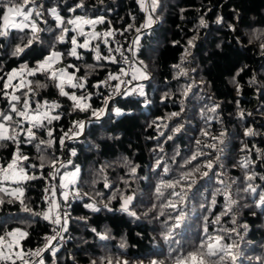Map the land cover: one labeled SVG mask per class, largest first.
Segmentation results:
<instances>
[{
  "label": "trees",
  "instance_id": "trees-1",
  "mask_svg": "<svg viewBox=\"0 0 264 264\" xmlns=\"http://www.w3.org/2000/svg\"><path fill=\"white\" fill-rule=\"evenodd\" d=\"M79 2L37 0V6L43 5L42 11L56 7L65 20L77 15L104 18V23L96 24L101 35L90 42V49H77L82 59L65 55L55 66L64 68L75 64L81 69L77 77L88 72L85 87L91 99L87 103L91 109L104 108L105 112L96 118L91 109L73 111L72 102L60 96L51 81L41 75L24 77L48 84L34 99L59 103L60 108L52 114H59L61 118L49 126L53 130L50 148L42 146V152L38 153L34 145L20 144V152L29 157L21 162L22 166L36 179L12 183L0 176V188L5 189L0 191V198L13 201L0 206V235L19 229L27 233L26 237H18L20 248L28 252L40 246L49 223L36 213L47 212L42 193L46 182H53L48 161L58 158L64 165L61 173L77 167L79 173L73 187L75 200L67 218L69 239L56 246L54 255L45 253L43 264H92L93 261L100 264L102 257H110L113 264L117 260L121 264L125 261L150 264L152 260L174 264L176 256L192 251L208 235L223 236L222 243L235 241L241 252L237 264H264V207L255 206L258 195L244 191L252 183L258 186V193H264V180L260 179L264 176V50L261 49L264 0H159L152 14L155 22L149 28L140 27L145 23L146 12L141 11L137 0H83L84 7L70 12ZM218 17L221 23L216 22ZM44 18L48 23L40 24L45 29L39 33L40 41L34 42L19 57L12 52L21 43V37L26 39L30 35L29 30H11L7 37H0V77L6 79L7 73L23 64L34 67L48 55L50 45L55 42L54 33L58 34L59 30L47 11ZM201 18L206 27L200 26ZM87 29L85 26V32ZM109 30L121 33L126 45L138 40L134 60L146 68L150 77L138 85L131 82L126 95L115 97L105 105L101 87L94 85L105 73L117 71L118 66L105 59L97 61L95 46L99 44L100 55L105 57L107 44L102 35ZM73 34L70 32L69 37ZM78 39L83 42L84 37ZM189 40L193 45L188 44ZM70 47V43L56 44V50L65 53ZM87 65L93 68L88 69ZM68 71L71 73L74 69ZM233 77L240 85L239 94ZM140 86L143 96L139 95ZM2 88L3 80H0ZM25 90L16 94L22 95ZM66 90L81 94L79 89L66 87ZM216 105H219L216 112L209 111ZM7 107L0 95V109L7 110ZM116 108L121 110L120 115H116ZM241 110L243 118L239 116ZM172 113L179 115L172 116ZM90 119L85 135L66 143L62 155L59 139L74 122ZM176 128L180 131L176 132ZM248 128L255 135L245 136ZM205 131L207 136L202 134ZM221 132L223 143L212 139L220 137ZM38 135L47 139L45 130ZM209 144L217 147H207ZM15 151L16 145L11 141L0 143V165L10 163ZM73 151L75 156L71 155ZM196 153L201 155L188 163ZM41 154L46 165L42 169L39 167ZM246 158L251 161L248 168L240 167ZM209 161L213 163L212 169L203 166ZM33 164L37 167H31ZM131 166L137 168L134 176L129 174ZM195 167H200V171H193ZM187 172H192V176L182 179ZM203 172L208 175H202ZM252 173L256 179L247 181L246 175ZM177 181L174 189L161 187L163 195L157 193L162 184ZM4 185L21 188L23 195L11 193ZM182 189L186 193L183 200L172 194ZM225 193L236 201L230 212ZM128 195H134L130 210L138 219L119 211L122 198ZM169 202L177 204V208L165 207ZM89 203L101 210L94 212L86 208ZM104 204H109L113 211L105 209ZM25 206L31 212H25ZM180 211L185 213V219L175 229L173 240L176 242H166L165 221L169 226L174 224ZM217 217L219 222L214 223ZM97 233L106 234L108 239L101 240Z\"/></svg>",
  "mask_w": 264,
  "mask_h": 264
},
{
  "label": "snow or ice",
  "instance_id": "snow-or-ice-1",
  "mask_svg": "<svg viewBox=\"0 0 264 264\" xmlns=\"http://www.w3.org/2000/svg\"><path fill=\"white\" fill-rule=\"evenodd\" d=\"M138 5L140 6L141 11H144L147 14L145 23L142 24L141 28H149L155 22L153 19V13H155L159 0H137ZM29 5H33L34 7H29ZM83 0H80L79 3L75 5V7L70 8V12H75L76 9L84 7ZM43 5L37 6V0H0V17H2L3 24L0 26V37H7L11 30H17L20 32H24L25 29H28L30 35H27V38L21 37V43L17 44L14 51L12 52L13 56L19 57L22 53L25 52L26 49L30 48L34 42L40 41L39 33L45 31L44 28L40 27V24H47L48 21L44 18V11H47L48 14L55 20L56 29L59 30L58 34H55V42L50 45L51 50L49 51L48 55L43 58V60L38 61L34 67H29L27 64L21 65L17 69H13L11 72L6 74V79L0 77V80H3V88L0 89V95H2L3 99L7 102V110L0 109V143H6L11 141L13 144L16 145V151L14 152L13 159L10 163L6 165H0V176H2L4 181L12 180L13 182L17 181V176L19 180H27V179H36V176H29L25 170V167L22 166L23 161H27L29 157L24 155L20 152V144L21 142L34 145L38 153L42 152V146L46 148H50L53 144V130L49 127L54 120H59L61 117L59 114L53 115L52 113L60 108V104L56 101L49 102L44 100L43 102L39 100H35L34 97L39 93L41 89H45L48 87L46 82H41L40 80H27L24 77H36L37 75H41L45 77L46 81H51L53 85L58 89L59 95L66 97L69 101L72 102V110L73 111H88L91 109V105L87 103L88 100L91 99V94L87 93L86 90V82L88 72L85 73L84 76L77 77L76 73L80 72L81 69L79 66L75 64L67 65L64 68H56L55 64L61 61V59L67 55L70 57H75L76 59H82L83 57L78 53L79 49H90V42L100 37V33L95 31L92 32H85L84 26L90 25L95 26L98 23H104L103 17H98L96 19H89L83 16H74L72 18H68L65 20L64 17L60 15L56 7H52L42 11ZM217 23H221V18H217ZM72 26V27H69ZM200 26L206 27V22L203 18L200 19ZM131 27V25L129 26ZM231 27V26H230ZM234 30V29H233ZM139 32L140 29H137ZM74 33L69 37V33ZM113 31L109 30L103 33L104 43L107 44L108 37L113 36ZM79 37H84L83 42L79 41ZM70 43L71 47L69 50L65 52H61L56 50V44H65ZM133 44H138L137 41H133ZM188 44L191 46L193 45V41L189 40ZM261 49L264 50V43L261 44ZM132 51V49H129ZM96 56L95 59L97 61L101 59L109 60L112 63H116V57L111 55L113 51L120 53V56L123 58L125 63H130L129 58L124 56V53L121 52L120 48L117 47L116 49H109L110 55L101 57L99 52V44L95 46ZM187 55V53H186ZM139 64L143 65V61H139ZM88 69H92V65L86 66ZM178 67V66H177ZM74 69L73 72L69 73L68 69ZM240 71H243L241 69ZM183 73V70H181ZM138 74V75H137ZM129 73L125 71L124 68L119 69V74L114 75L109 73L107 79L102 81L94 87H100V84H108L109 81H120V83H124L121 80V76H127ZM240 72L236 73V76H239ZM137 78H144L147 79L146 68H134L132 79ZM14 80H17V83H13ZM233 83L236 84L237 94L240 92V85L236 81V78L233 77ZM252 83H255L253 79ZM67 88L70 89H79L81 90V94L77 95L75 91H67ZM11 89V91H9ZM21 89H26L22 92V95H17L16 93L21 91ZM115 91H119V84L115 86ZM139 95L143 96L144 91L143 88L140 87ZM111 99V96L105 99L104 103L107 105L108 100ZM33 103L35 107H33ZM219 105H216L209 109L211 112H216ZM93 116L99 118L101 115L104 114L105 109L101 108L99 110L91 109ZM116 115L121 114V110L119 108L115 109ZM179 113H172V116H178ZM250 115V114H249ZM239 116L243 118L244 112L241 110L239 112ZM84 127V123L81 121H76L73 124V127L69 130L70 133L73 135H78L77 129L82 130ZM41 130L46 131L47 139L42 138L38 133ZM176 132L180 131V128L175 129ZM203 135L207 136L208 132L205 131L202 133ZM69 133H64V136H68ZM245 136L255 135L251 128H248L244 132ZM224 133H220V137H212L213 140H219L220 143H223L222 137ZM171 138V137H169ZM59 143L61 146L64 145V138L61 137L59 139ZM200 141H197L199 144ZM207 147L215 149L217 147L216 144H209ZM222 151V150H221ZM71 155L75 156L76 153L73 151ZM201 155V153H196L191 157V160L188 163H191L192 160H196L197 156ZM219 160V156L216 157ZM41 163L39 167L42 169L46 165L44 163L45 157L41 154L40 155ZM57 163H59L58 158H53L48 161V166L52 168V172L50 176L55 179L59 169L56 167ZM251 161H248L247 158L240 162V167L248 168ZM129 165V161L125 158V166ZM63 167L64 165L61 163L60 165ZM208 169L213 168V163L209 161L206 165H203ZM31 167L35 168L37 165L33 164ZM103 171V169H101ZM137 171L136 166H131L129 168V174L134 176ZM195 172L200 171V167H195L193 169ZM79 173V168L77 167L75 171L71 173H64L63 176L60 177V187L62 188H69L70 184H75L76 177ZM192 172H187L183 175L182 179L187 180L190 176H192ZM202 175L207 176V172H203ZM245 179L247 181H253L256 179V174H248L246 175ZM261 180H264V176L260 177ZM125 183H128L125 181ZM179 181L174 183H167L162 184L160 187L156 189L157 193L163 195L161 192V187L164 188H175L176 184ZM192 183H195L193 181ZM223 183V181H221ZM105 187H109L107 183H105ZM191 187V184L188 185ZM257 187L254 186L252 183H248L247 187L244 188L246 193L250 192L252 194L258 195L259 199L256 203V207H264V193H258ZM52 192V199L49 202V210L45 213H36V215H42L44 220L49 221L55 226H60L62 231H66L64 225L67 224V218L65 216L63 224L61 221V215L57 211L59 205L55 200V186L50 189ZM0 191H5V189L0 188ZM20 196L23 195L22 190H16ZM173 195L179 196L181 200L184 199V190L182 192H173ZM79 195V193H77ZM68 192L64 193V198L67 199ZM226 200L228 201L229 207L228 212L231 211V206L236 203V201L231 200L230 194L225 193ZM115 199V197H113ZM134 199V195H128L122 198V203L119 208V211L125 212L130 216L136 217L137 214L134 211L130 210L131 202ZM12 203V200L5 201L3 198H0V206L4 205L5 203ZM213 202H215L213 200ZM21 204L23 201L21 200ZM86 208L98 212L101 209L96 207L95 204L89 203L85 205ZM165 207H171L173 209L177 208V204L169 202ZM104 208L108 211H113V209L109 206V204H104ZM25 212H31V209L28 207H24ZM224 214H227L225 212ZM163 215V212H161ZM175 223L172 225H168L167 221H165L166 231L163 234V237L166 242L173 241L175 235V229L179 228L180 225L183 223L185 219V213L180 211L179 214L174 218ZM220 217L216 218L214 223L219 222ZM233 223H235V218H233ZM246 228L247 225H244ZM93 232H96V229H92ZM204 231L207 233V226H205ZM232 231H235L233 229ZM53 232L56 234L53 236L45 237V249H51L53 255L55 254V249L52 246V241L57 238L59 232H56V228H53ZM17 234L20 237H26L27 233L23 232L19 229H15L12 231H7L3 235H0V264H17V261L20 264H30V260L26 259V256H35L40 257L41 252L45 249H37L36 251H28L25 252L22 248L17 249L18 243H14L13 241L8 240V237L15 238ZM101 240L108 239L106 234L97 233ZM224 240L223 236L216 235H208L205 241H202L199 246L194 248L192 251L187 252L186 254H181L175 257L174 264H237V261L241 255L239 245L233 241L231 244L222 243ZM125 245L122 243L121 247ZM113 264V261L110 257H102L100 259V264ZM39 264H43V261H39ZM92 264H96V261H93ZM116 264H121L119 260L116 261ZM123 264H127V262H123ZM150 264H161L156 260L150 261Z\"/></svg>",
  "mask_w": 264,
  "mask_h": 264
},
{
  "label": "built area",
  "instance_id": "built-area-1",
  "mask_svg": "<svg viewBox=\"0 0 264 264\" xmlns=\"http://www.w3.org/2000/svg\"><path fill=\"white\" fill-rule=\"evenodd\" d=\"M108 43H107V53L106 56L110 55L109 53V49H116L117 47L120 48L121 52L124 53L125 57L129 58L130 63H125L123 58L120 56V53H117L115 51H113L111 53V55H114L116 57V64L118 66V70L114 71V72H108L105 73L103 75V77L101 78L100 82L105 81L109 75V73H112L114 75H118L119 74V69L120 68H124L125 71H127L129 73V75L127 76H121V80L124 81V83H120V81H109L108 84H100L101 90L103 92L104 95V100L106 98H108L109 96H111V99L108 100V102L112 99H114L115 97H123L124 95L127 94L128 90H129V86H130V81L132 78V74H133V68H134V55L133 52L130 51L129 49L133 50V47L131 44L126 45L124 43V40L122 38L121 33H117V34H113L112 37H108L107 38ZM99 82V83H100ZM119 84V91H115V86ZM84 123V127L82 130L77 129V132L79 133L78 135H73L72 133L69 132V130L73 127V125L69 128V130L67 131V133H69L68 136H64V145L62 146V155L64 153V150L66 148V143L75 141L77 139H79L82 136V132L84 130V128L87 127L88 123L91 122L90 121H82ZM61 163L63 164V162H60L56 167L59 169L57 176L55 179H53V182L48 180L45 184L43 193H42V200L46 205V211L49 210V202L52 199V192L50 189H52L53 186H55V200L57 202V204L59 205V208L57 209V211L59 212V214L61 215V221L63 224L64 218L66 216V218H68L69 214H70V209L71 206L75 200V194H74V190L73 187L75 186V184H73V186L71 187V189L66 190L65 188L58 187L57 184V179H58V175L62 174V173H66V172H60V168H61ZM77 180V177H76ZM76 183V182H75ZM60 184V183H59ZM68 192V196L67 199L64 198V193ZM49 223L48 225V231L42 235V243L40 244V246H38L37 248H35L34 250H32V252L36 251L37 249H45V237L47 236H53L56 233L53 232V228H56V232H59V235L57 236V238L55 240H53L52 246L55 249V247L57 245L63 244L65 243L68 239H69V235L67 233V228L66 225H64V227L66 228V231H62L60 226H55L52 223H50L49 221H47ZM45 253H52L51 249H45L44 251L41 252V256L40 257H35V256H26L25 258L30 260V264H39V261L43 260L44 254ZM20 264V262H19Z\"/></svg>",
  "mask_w": 264,
  "mask_h": 264
},
{
  "label": "rangeland",
  "instance_id": "rangeland-1",
  "mask_svg": "<svg viewBox=\"0 0 264 264\" xmlns=\"http://www.w3.org/2000/svg\"><path fill=\"white\" fill-rule=\"evenodd\" d=\"M147 14L148 13H146L145 14V19H146V16H147ZM72 27V26H71ZM85 27V26H84ZM87 27H88V29L86 30L87 32H92V31H95V32H97V33H99L98 32V30H97V28H96V25L93 27V26H90V25H87ZM104 39H105V37H103V35H102V40L104 41ZM132 45V47H133V50H132V52H133V55L135 56V51H136V49H137V44H131ZM135 61V60H134ZM56 65V64H55ZM56 67V66H55ZM56 68H60V67H56ZM134 68H141L142 70H143V68L140 66V65H138V64H136V61H135V63H134ZM133 68V69H134ZM146 74H147V77L149 78L150 77V75H149V72H147L146 71ZM138 75V74H137ZM143 80H145L144 78H137V79H132L131 78V81H130V83L131 82H134V83H137L136 85H138V83H140L141 81H143ZM14 83H17L18 81L17 80H14L13 81ZM141 87V86H140ZM91 120V119H90ZM89 121V120H88ZM73 171H75V170H69V171H67L66 173H71V172H73ZM64 175V173H62V174H60V175H58V179H57V184H58V187H59V189H60V177L61 176H63ZM19 180V177L17 176V181ZM9 181H11L12 183H15V182H13L12 180H9ZM5 186V185H4ZM73 186V184H70L69 185V188H67L66 190H68V189H71V187ZM5 187H7L8 189H10L9 191L11 192V193H18L16 190L17 189H20L21 190V188H19V187H12V186H5ZM67 222H68V220H67ZM19 235L17 234V236L15 237V238H12V237H10V241H13L14 243H18V241H19ZM19 248L20 247H18L17 249H14V251L15 250H19ZM56 250L58 249V247H56L55 248Z\"/></svg>",
  "mask_w": 264,
  "mask_h": 264
},
{
  "label": "water",
  "instance_id": "water-1",
  "mask_svg": "<svg viewBox=\"0 0 264 264\" xmlns=\"http://www.w3.org/2000/svg\"><path fill=\"white\" fill-rule=\"evenodd\" d=\"M85 135V128H84V130H83V132H82V137ZM133 202V201H132ZM132 202H131V204H132ZM121 203H122V201H121ZM131 206V205H130Z\"/></svg>",
  "mask_w": 264,
  "mask_h": 264
},
{
  "label": "crops",
  "instance_id": "crops-1",
  "mask_svg": "<svg viewBox=\"0 0 264 264\" xmlns=\"http://www.w3.org/2000/svg\"><path fill=\"white\" fill-rule=\"evenodd\" d=\"M87 26V25H86Z\"/></svg>",
  "mask_w": 264,
  "mask_h": 264
}]
</instances>
